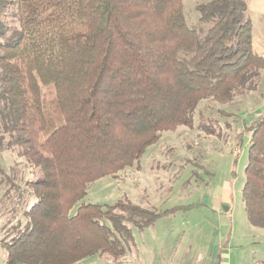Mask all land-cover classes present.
Instances as JSON below:
<instances>
[{
    "label": "trees",
    "instance_id": "16d2710c",
    "mask_svg": "<svg viewBox=\"0 0 264 264\" xmlns=\"http://www.w3.org/2000/svg\"><path fill=\"white\" fill-rule=\"evenodd\" d=\"M9 2L0 0V18L14 5L17 27L0 19V146L7 136L6 148L40 178L18 190L19 202L25 191L33 202L17 234L1 241L5 264L121 259L133 244L131 227L143 230L201 203L159 211L124 198L71 210L90 183L132 167L163 132L192 129L202 101L228 104L257 89L264 56L252 49L247 5H198L199 24L208 26L200 37L184 23L182 0ZM48 87L61 124L41 141ZM247 130L241 197L247 222L264 229V109Z\"/></svg>",
    "mask_w": 264,
    "mask_h": 264
},
{
    "label": "rangeland",
    "instance_id": "374dc122",
    "mask_svg": "<svg viewBox=\"0 0 264 264\" xmlns=\"http://www.w3.org/2000/svg\"><path fill=\"white\" fill-rule=\"evenodd\" d=\"M210 1L182 0L184 23L200 37L208 26L199 24L196 7ZM244 1L246 18L251 22L252 49L264 56V0ZM13 7L10 4L0 19L7 26L17 27ZM42 99L48 128L40 135L41 141L61 124L52 88L42 90ZM263 109L261 72L255 91L238 93L228 104L202 101L193 116L192 129L179 127L163 132L132 167L115 177L90 183L71 213L80 204L113 205L124 198L159 211L196 202L208 208L216 206L220 211L227 208L217 218L206 207L192 206L163 220L165 224L156 222L143 231L131 227L134 244L127 250V257L132 258L128 264H149L161 258L171 264H218L222 259L226 264H260L264 261V229L247 222L241 190L250 137L247 126ZM203 125H211L215 134L204 132L200 127ZM7 142L5 136L0 146V264H5L7 258L1 241L17 234L14 228L25 224L23 212L33 202L28 191L19 202L18 190L25 189L27 181L40 178V173L18 157L14 149L6 148ZM135 254L139 260H135ZM119 260L104 255L75 264H121Z\"/></svg>",
    "mask_w": 264,
    "mask_h": 264
},
{
    "label": "crops",
    "instance_id": "0c3cea01",
    "mask_svg": "<svg viewBox=\"0 0 264 264\" xmlns=\"http://www.w3.org/2000/svg\"><path fill=\"white\" fill-rule=\"evenodd\" d=\"M201 203V202H200ZM200 206H203V207H206V208H208V206H206L205 204H202L201 203V205ZM195 209V208H194ZM209 209V211L211 212V214L213 215V217H217V218H221V216H222V213H226L227 211H220L216 206L215 207H209L208 208ZM176 215L177 214H175V215H173V216H169V217H164V218H161V219H159V220H157L156 222H158V223H161V224H165L164 222H162L163 220H166V219H169V218H171V217H176ZM155 222V223H156ZM154 223V224H155ZM153 224V225H154ZM153 225H151L152 227H153ZM151 226H148V227H146V228H149V227H151ZM146 228H144V229H146ZM143 229V230H144ZM160 229H163V230H165L164 229V226H161V228ZM138 230V229H137ZM143 230H138V231H143ZM153 231V230H152ZM219 233L218 234H220V232H221V230H219L218 231ZM165 232H163V235L162 236H165V234H164ZM218 241V244H219V240H217ZM133 244H134V239H133ZM131 247V246H130ZM130 253V252H129ZM140 256H141V254H140ZM129 259H132V258H128L127 257V255H125L123 258H121V260H119L120 262H121V264H128L129 262H128V260ZM135 260H139V257L138 256H136V254H135ZM155 261H152L151 263H149V264H171V263H165V260L164 259H154ZM214 260V259H213ZM226 264L225 262H224V259H222V260H219V263L218 264ZM140 264H145V263H140Z\"/></svg>",
    "mask_w": 264,
    "mask_h": 264
},
{
    "label": "water",
    "instance_id": "95a60500",
    "mask_svg": "<svg viewBox=\"0 0 264 264\" xmlns=\"http://www.w3.org/2000/svg\"><path fill=\"white\" fill-rule=\"evenodd\" d=\"M224 211H227V208H223Z\"/></svg>",
    "mask_w": 264,
    "mask_h": 264
}]
</instances>
